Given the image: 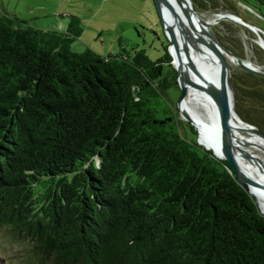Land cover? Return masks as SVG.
Listing matches in <instances>:
<instances>
[{"label":"trees","instance_id":"1","mask_svg":"<svg viewBox=\"0 0 264 264\" xmlns=\"http://www.w3.org/2000/svg\"><path fill=\"white\" fill-rule=\"evenodd\" d=\"M82 30L0 15V227L41 264H264V214L179 118L168 45L75 52ZM232 86L264 132V77Z\"/></svg>","mask_w":264,"mask_h":264},{"label":"rangeland","instance_id":"2","mask_svg":"<svg viewBox=\"0 0 264 264\" xmlns=\"http://www.w3.org/2000/svg\"><path fill=\"white\" fill-rule=\"evenodd\" d=\"M192 1L199 5L196 8L204 17L213 19L218 14L233 13L263 31L254 32L228 19H221L212 28L220 41L238 57L264 69V47L259 45V41L264 45V6L254 0ZM5 13L38 28L57 30H65L69 15L77 16L83 30L70 43L75 52L89 48L105 56L132 55L135 50H143L149 59L155 60L163 55V46L169 45L153 0H0V15ZM236 68L232 66V71ZM170 94L180 115V93L171 89ZM250 151L260 153L255 149ZM28 249L25 240L11 238L8 230L0 227V264H41L30 256Z\"/></svg>","mask_w":264,"mask_h":264},{"label":"water","instance_id":"3","mask_svg":"<svg viewBox=\"0 0 264 264\" xmlns=\"http://www.w3.org/2000/svg\"><path fill=\"white\" fill-rule=\"evenodd\" d=\"M153 1L158 9L164 32L169 39L168 51L172 56V64L177 72L180 99L184 97L187 87H190L208 95L214 104L215 111L212 118V125L209 126V134L213 142L217 144L219 153H216L212 148L200 142L198 129L188 115L181 111L180 104L178 103L180 118L188 121L194 127L197 132V143L210 149L216 157L227 161L229 166L236 173L238 183L247 189L257 203L255 197L248 189L246 181L252 184L256 191L263 196L264 184L252 177V175L241 166L250 165L264 173V165L252 160L251 157L254 155L250 151L251 149H255L264 154V146L251 140V134L264 140V132L259 130L256 126L242 121L235 111L232 66L260 77H264V69L238 57L220 41L216 34L213 33L212 28L221 19H228L240 23L254 30V32L263 31H260L256 26L246 22L233 13L218 14L217 17L213 19L204 17L197 10L192 0ZM176 5L184 11L187 23L179 17ZM187 33H190V35ZM260 36L261 35L258 34V39H260ZM196 41L203 46H198ZM182 42L185 43V46L182 45ZM190 45L198 49L196 51L198 56L203 57L201 67H198L188 53ZM259 45L264 47L260 41ZM182 46L188 56L186 65L182 63L181 59ZM234 115H236V118H238L241 123H244L245 126L235 125L233 123ZM241 132L247 133L250 136L238 135V133ZM259 211L264 214L260 208Z\"/></svg>","mask_w":264,"mask_h":264},{"label":"bare ground","instance_id":"4","mask_svg":"<svg viewBox=\"0 0 264 264\" xmlns=\"http://www.w3.org/2000/svg\"><path fill=\"white\" fill-rule=\"evenodd\" d=\"M177 13L179 17L187 23L186 16L184 14V11L176 5ZM209 20V19H208ZM235 23V22H234ZM190 35V33H187ZM195 41V40H194ZM197 42V41H196ZM198 46H203L201 43L197 42ZM182 45L185 46V43L182 42ZM206 48V47H203ZM198 49L194 48L193 45H190L188 48V53L190 54L193 61L196 62L198 67L202 66V56H198L196 53ZM181 59L182 63L186 65L188 61V56L186 55L183 46L181 48ZM180 109L181 111L185 112V114L188 115V117L191 119V121L194 123L196 128L199 132V140L203 144H206L210 148H212L216 153H219V149L217 147V144L213 142L211 135L209 134V129L212 125V118L214 115L215 107L211 100V98L201 93L197 90H194L190 87H187V91L184 95V97L180 100ZM233 123L237 126H245L244 123H241L238 118H236V115L233 117ZM238 135H243L242 132L238 133ZM248 137V136H247ZM251 140L255 141L256 143L261 144L264 146V140H262L260 137L251 134ZM253 157H251L252 160L256 161L257 163H260L264 165V157L262 153H253ZM245 171L249 172L252 177L260 181L264 184V173L253 168L250 165H242L241 166ZM247 187L255 197L257 204L259 208L264 212V196L256 191L254 186L247 182Z\"/></svg>","mask_w":264,"mask_h":264},{"label":"crops","instance_id":"5","mask_svg":"<svg viewBox=\"0 0 264 264\" xmlns=\"http://www.w3.org/2000/svg\"><path fill=\"white\" fill-rule=\"evenodd\" d=\"M5 14H8V15H10V16H15V15H13V14H9V13H5ZM16 17V16H15ZM39 28H41V27H39ZM64 29H66V28H64ZM57 30V29H56Z\"/></svg>","mask_w":264,"mask_h":264}]
</instances>
